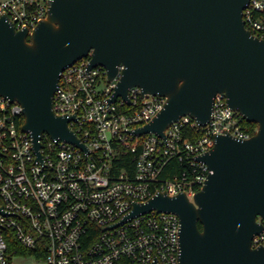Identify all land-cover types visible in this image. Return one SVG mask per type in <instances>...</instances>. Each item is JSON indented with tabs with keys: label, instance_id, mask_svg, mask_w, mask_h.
<instances>
[{
	"label": "water",
	"instance_id": "water-1",
	"mask_svg": "<svg viewBox=\"0 0 264 264\" xmlns=\"http://www.w3.org/2000/svg\"><path fill=\"white\" fill-rule=\"evenodd\" d=\"M250 1L50 0L31 33L0 15V97L22 106V131L39 159L43 134L86 150L69 128L75 117L55 113L54 95L62 72L89 56L90 68L103 66L110 81L120 75L111 102L129 103L135 87L166 98L135 130L139 136L165 138L187 116L205 127L220 94L258 125L249 139L215 137L197 158L211 173L192 200L159 192L134 204L130 217L156 211L180 218L179 264H264V247H252L264 231V39L245 27Z\"/></svg>",
	"mask_w": 264,
	"mask_h": 264
},
{
	"label": "built area",
	"instance_id": "built-area-1",
	"mask_svg": "<svg viewBox=\"0 0 264 264\" xmlns=\"http://www.w3.org/2000/svg\"><path fill=\"white\" fill-rule=\"evenodd\" d=\"M49 1L7 0L0 2V15L31 33L47 17ZM243 18L246 29L264 39V0H251ZM90 61L67 67L54 95L55 113L75 117L69 128L86 150L43 134L39 159L31 135L22 131V106L0 97V264H17L18 258L37 264H179L180 218L156 211L130 217L134 204L159 192L192 200L211 173L197 158L214 147L215 137H252L222 94L205 127L187 116L165 138L139 136L135 130L158 115L166 98L135 87L129 103L122 97L111 102L120 75L110 81L106 68H90ZM193 129L199 133L191 138ZM127 158L133 162L128 169L121 167ZM173 160L186 169L165 179ZM252 247H264V231Z\"/></svg>",
	"mask_w": 264,
	"mask_h": 264
},
{
	"label": "trees",
	"instance_id": "trees-1",
	"mask_svg": "<svg viewBox=\"0 0 264 264\" xmlns=\"http://www.w3.org/2000/svg\"><path fill=\"white\" fill-rule=\"evenodd\" d=\"M25 122V119L22 117L21 119V125H23V123ZM243 125L249 130L250 134L253 136L255 135L256 131H257V128H258V125L256 123H250L248 121H246L245 119L243 120ZM197 130L196 129H193V130H190L189 132H187V136L191 137V138H194L195 135H197ZM132 159L131 158H127L125 163L121 164V167L123 168H127L129 167V165H131V163H133L131 161ZM184 169H186V165L185 164H181L179 163L178 161L176 160H173L171 161L168 166H167V169L163 175V177L165 179H169V178H173L174 175L176 174H179L181 172L184 171ZM200 227L202 228V226L200 225ZM5 233H11L10 231H5ZM22 253H28V254H31L33 252H30V251H21ZM44 258V257H42Z\"/></svg>",
	"mask_w": 264,
	"mask_h": 264
},
{
	"label": "rangeland",
	"instance_id": "rangeland-1",
	"mask_svg": "<svg viewBox=\"0 0 264 264\" xmlns=\"http://www.w3.org/2000/svg\"><path fill=\"white\" fill-rule=\"evenodd\" d=\"M4 1H7V0H0V2H4ZM17 261V264H37L35 263L33 260H24V259H16ZM40 264H46L44 261H41Z\"/></svg>",
	"mask_w": 264,
	"mask_h": 264
}]
</instances>
